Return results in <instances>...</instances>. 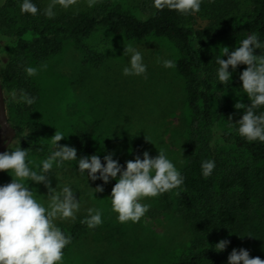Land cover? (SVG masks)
Masks as SVG:
<instances>
[{
	"label": "rangeland",
	"instance_id": "rangeland-1",
	"mask_svg": "<svg viewBox=\"0 0 264 264\" xmlns=\"http://www.w3.org/2000/svg\"><path fill=\"white\" fill-rule=\"evenodd\" d=\"M45 7L48 0H40ZM97 1V0H95ZM123 11L139 16L138 0H110ZM235 4L231 21L238 23L246 11L249 0H229ZM91 7L86 0H76L67 9L56 7L51 21L62 15L70 18L87 12ZM17 20L16 25H19ZM246 36V35H245ZM237 39H221L209 43L208 49L221 55V47L231 51L238 46ZM95 53L101 54L99 64L89 63L84 52L71 39L62 41L59 52L41 60H31L28 66L37 68L34 76H28L33 83L36 99L27 111L26 104L13 100L9 93L13 87L3 91L5 114L13 127L29 124L36 127L30 141L40 143L52 150L50 137L54 131L64 134L57 143L74 148L78 138L86 139L87 145L99 156L111 153L118 163L136 157V150L147 151L155 156L160 149L180 171L186 164L185 145L190 113L186 107L184 80L175 69V63L183 53L166 38L148 36L133 40L123 34H114L104 28H97L84 39ZM136 46L142 53L146 72L143 76H123L121 68L126 63L123 47ZM160 60L171 59L174 67L165 68ZM226 57H221L224 59ZM41 65L45 67L41 68ZM244 65H238L231 72L233 88L221 94L220 102L212 96L211 113L214 132L225 130V121L219 105L227 117L238 116L243 109L233 108L239 100L246 106L248 99L240 89L238 79ZM14 139L9 145L13 147ZM46 157L28 152L26 161L30 168H36ZM10 176L0 172V184L9 182ZM49 186L57 190L67 184L80 201L75 220L56 219L57 227L68 230L71 224L87 216L89 207L99 209L101 223L88 228L70 242L62 257V264H173L179 257L188 254L193 234L189 226L174 214L173 209H164L155 197L142 198L147 203L145 214L135 223H120L111 210L107 199L114 180L102 184V191L91 194L89 188L101 185V181L88 180L80 174L72 161H63L59 166L53 162L48 175ZM36 198L47 203V190L43 184L28 182ZM89 187V188H88ZM257 191L264 195V182L257 183ZM36 192V193H35ZM173 202L176 192H172ZM248 218L230 234L210 239L215 243L221 239L232 240L227 249L244 248L250 257L264 259V207L258 202Z\"/></svg>",
	"mask_w": 264,
	"mask_h": 264
},
{
	"label": "trees",
	"instance_id": "trees-1",
	"mask_svg": "<svg viewBox=\"0 0 264 264\" xmlns=\"http://www.w3.org/2000/svg\"><path fill=\"white\" fill-rule=\"evenodd\" d=\"M33 2L38 9L44 8L40 0ZM19 3L20 0H0V37H3L0 39V84L3 91L13 87L17 97L23 91L36 99L33 83L24 68L31 60L41 61L59 52L64 39H71L89 63L99 64L103 56L84 42L97 28L133 40L148 36L166 38L181 50L183 57L176 61L175 69L184 80L185 102L191 117L185 145L187 159L179 171L183 183L159 193L158 197L163 208L173 209L193 234L188 254L173 264H225L227 249L233 241L229 240L222 252H215L212 246L216 242L209 240L235 231L258 202L264 207V195H260L256 187L257 183L264 182V142L240 137L235 130L237 126L228 122L235 123L243 111L229 121L221 103L219 109L226 129L212 130V96L220 102L221 94L233 88L234 83L217 80L218 55L209 50L208 45L251 33L264 40V0H249L238 23L231 21L235 4L229 0H201L199 11L189 14L167 8L157 10L152 6V0H138L139 16L123 11L110 0H97L87 12L76 18L62 15L59 22L51 21L39 12L35 16L22 14ZM17 20L19 25H16ZM259 51L264 53V49H257L253 54L257 55ZM248 103L250 101L246 106ZM25 108L30 111L31 105ZM253 110L258 114L264 111V105ZM14 129V139L21 149L46 158L49 156L52 150L30 141L36 127L23 124ZM74 148L77 157L95 153L83 137L76 140ZM142 152L136 150L134 153L139 156ZM205 159L215 163L208 177L201 175L200 163ZM72 162L76 166V161ZM172 192H176L175 202ZM82 220L84 218L75 221L68 230L59 227L70 236V242L88 230Z\"/></svg>",
	"mask_w": 264,
	"mask_h": 264
},
{
	"label": "clouds",
	"instance_id": "clouds-1",
	"mask_svg": "<svg viewBox=\"0 0 264 264\" xmlns=\"http://www.w3.org/2000/svg\"><path fill=\"white\" fill-rule=\"evenodd\" d=\"M76 0H48L43 9H38L33 0H20L19 11L30 15L38 12L51 19L55 16L54 9L58 6L67 9ZM87 6L92 7L95 0H86ZM201 0H152V6L157 10L169 9L179 14H189L199 11ZM3 39V37H0ZM221 55L216 59L218 65L216 78L224 83L230 80L231 70L238 65H244L239 73L240 89L246 94L250 103L247 106L237 100L233 108L243 109L240 118L235 122L236 132L247 141L264 142V111L258 114L254 108L264 105V53L254 55V50L264 49V40L258 39L257 34L251 33L240 39L238 46L229 51L221 47ZM126 63L121 68L123 76H143L146 65L141 51L133 45L123 47ZM226 57L221 59V57ZM165 68L174 67L171 59L160 60ZM2 66V63H0ZM45 67L41 65V68ZM24 72L34 76L37 68L26 66ZM13 100L19 99L26 105H31L35 97L21 91L19 97L13 91L9 93ZM231 117H229V121ZM64 134L54 131L50 142L52 151L36 168L29 167L26 161L28 149H21L18 141L14 148L8 147L0 152V172L10 176L9 182L0 184V264H62L63 249L70 243V236L66 235L54 223L56 219L75 220L76 212L80 209V201L74 197V191L67 184L58 190L49 186V170L53 162L57 166L63 161H76L77 171L87 176L88 180L101 181V185L89 188L91 194L99 193L102 184L110 180L115 183L110 189L107 199L111 210L116 214L120 223L131 221L135 223L147 211L148 204L142 203V198L155 197L159 193L177 188L183 183V176L165 155L164 149L156 151L150 157L147 151L124 162L121 166L112 154H105L101 158L92 155L77 157L76 149L67 144L57 142L64 138ZM215 163L205 159L200 163L201 175H211ZM86 174V175H85ZM28 182L43 184L47 190V203L39 201L34 195V189L28 187ZM36 193V192H35ZM87 216L82 220L87 227L92 228L101 223L99 209L89 207ZM228 240L217 241L212 249L222 252ZM225 264H264V259L250 257L246 249L233 248L227 255Z\"/></svg>",
	"mask_w": 264,
	"mask_h": 264
},
{
	"label": "water",
	"instance_id": "water-1",
	"mask_svg": "<svg viewBox=\"0 0 264 264\" xmlns=\"http://www.w3.org/2000/svg\"><path fill=\"white\" fill-rule=\"evenodd\" d=\"M15 133L14 127L8 123L6 118L3 90L0 84V152L7 149L8 144L11 140L13 141Z\"/></svg>",
	"mask_w": 264,
	"mask_h": 264
}]
</instances>
